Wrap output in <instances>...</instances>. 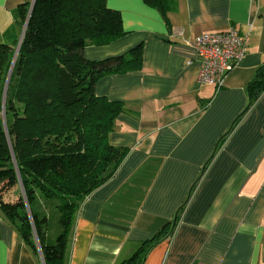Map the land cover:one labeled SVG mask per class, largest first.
Masks as SVG:
<instances>
[{"label":"crops","instance_id":"0c3cea01","mask_svg":"<svg viewBox=\"0 0 264 264\" xmlns=\"http://www.w3.org/2000/svg\"><path fill=\"white\" fill-rule=\"evenodd\" d=\"M34 1L0 0V45L16 50L19 11ZM175 1L164 17L143 0H107L125 34L84 49L102 61L142 45L143 64L96 84L124 105L109 141L128 155L81 205L68 264H121L164 229L144 264H264V93L242 117L264 64V0ZM231 28L246 56L221 89L200 84L191 43ZM0 264H44L1 208Z\"/></svg>","mask_w":264,"mask_h":264},{"label":"trees","instance_id":"16d2710c","mask_svg":"<svg viewBox=\"0 0 264 264\" xmlns=\"http://www.w3.org/2000/svg\"><path fill=\"white\" fill-rule=\"evenodd\" d=\"M106 1L36 0L10 79L5 117L4 88L14 50L0 45V208L38 252L36 232L45 264H68L81 205L116 175L128 155L126 148L109 141L124 105L98 97L95 87L108 75L140 70L143 48L102 61L84 57L87 46L108 44L125 34L121 13ZM143 1L164 17L177 6L175 0ZM29 9L26 5L19 11L22 27ZM247 93L242 117L264 93V64ZM7 194L13 199L6 200ZM50 210L57 214L54 240ZM166 235L164 229L141 243L121 264H144Z\"/></svg>","mask_w":264,"mask_h":264},{"label":"built area","instance_id":"2783aa9c","mask_svg":"<svg viewBox=\"0 0 264 264\" xmlns=\"http://www.w3.org/2000/svg\"><path fill=\"white\" fill-rule=\"evenodd\" d=\"M191 45L200 64L199 83L212 85L217 89L225 85L228 75L247 54L246 39L236 28L202 34Z\"/></svg>","mask_w":264,"mask_h":264},{"label":"water","instance_id":"95a60500","mask_svg":"<svg viewBox=\"0 0 264 264\" xmlns=\"http://www.w3.org/2000/svg\"><path fill=\"white\" fill-rule=\"evenodd\" d=\"M35 2H36V0L33 2V4L31 5V7L29 9L28 17H27V20H26L25 25L23 27L22 36H21L20 42H19V44H18V46H17V48L15 50L13 61H12V64H11V67H10V70H9V73H8V76H7V80H6V84H5V88H4V98H3L4 117H5L6 96H7V92H8L10 79L12 77V73H13V70H14L18 55H19V51H20V48H21V45H22V41H23V38L25 36V32L27 30L28 23L30 21V18H31V15H32V12H33V9H34V6H35ZM21 186H22V184H21ZM24 196H25V194H24ZM27 208H28V211L30 212L28 204H27ZM34 235H35L36 243L39 246V251H40V254H41L40 244H39V240H38V236H37L36 232H34ZM41 256H42V254H41ZM43 263L45 264L44 259H43Z\"/></svg>","mask_w":264,"mask_h":264},{"label":"rangeland","instance_id":"374dc122","mask_svg":"<svg viewBox=\"0 0 264 264\" xmlns=\"http://www.w3.org/2000/svg\"><path fill=\"white\" fill-rule=\"evenodd\" d=\"M25 25V24H24ZM14 53H15V50H14ZM9 73V72H8ZM7 80V79H6ZM5 199L6 200H11V199H13V196H12V194H7L6 196H5ZM50 212V214H51V216H52V225H51V231H50V237H51V239H53L54 240V238H55V236L57 235V233H58V231H57V229H58V225H57V223H56V216H57V214H55V213H52L51 212V210L49 211Z\"/></svg>","mask_w":264,"mask_h":264}]
</instances>
